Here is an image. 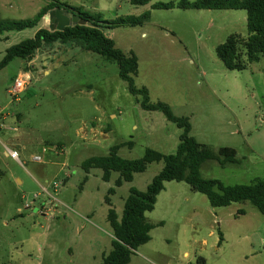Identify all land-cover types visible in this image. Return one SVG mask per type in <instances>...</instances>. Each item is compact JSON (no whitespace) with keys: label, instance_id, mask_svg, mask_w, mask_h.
I'll return each mask as SVG.
<instances>
[{"label":"rangeland","instance_id":"obj_1","mask_svg":"<svg viewBox=\"0 0 264 264\" xmlns=\"http://www.w3.org/2000/svg\"><path fill=\"white\" fill-rule=\"evenodd\" d=\"M57 1L107 21L142 19V26L105 31L117 49L138 57L136 87H146L152 103H166L176 117L189 119L198 142L215 152L237 151V164L223 168L208 161L203 176L227 186L264 180V56L248 64L239 45L246 63L239 71L227 69L217 55L230 36L247 39L246 11L153 8L181 0L138 7L128 0ZM49 2L0 0V22L34 19ZM42 27L48 28L46 19ZM36 32L0 34V62ZM33 58L28 76L19 58L0 71V264H102L100 252H110L113 235L105 196L115 183L103 181L99 169L86 173L82 163L119 144H125L119 156L129 160L141 159L148 148L174 155L182 130L162 112L142 109L143 97L129 93L114 62L59 44ZM20 77L28 84L13 94ZM162 168L153 164L118 190L113 206L120 218L130 189L145 192ZM199 196L208 206L197 203L182 215L158 209L161 223L131 264H264L258 209L249 201L213 208Z\"/></svg>","mask_w":264,"mask_h":264},{"label":"trees","instance_id":"obj_2","mask_svg":"<svg viewBox=\"0 0 264 264\" xmlns=\"http://www.w3.org/2000/svg\"><path fill=\"white\" fill-rule=\"evenodd\" d=\"M133 6H145L151 0H128ZM244 10L247 12V39L242 40L236 35L217 48L218 58L229 70H244L245 64H254L264 56V0H181L179 3H158L154 9L172 10ZM56 8L66 9L87 20L86 25L76 24L66 27L63 31H51L43 28L44 17ZM149 15L146 16L148 18ZM142 19L135 17L117 18L107 21L103 15H92L79 8H73L57 0H50L34 19L0 22V34L4 32H22L27 29H37L32 39L25 40L9 48L2 62L0 71L15 58L23 61L22 69L30 72L29 64L40 51H50L56 44L66 48H79L83 52H92L107 61L114 62L119 67V77L128 85L129 93L142 96V109L154 112L160 111L166 119L182 130L177 152L174 155H164L148 148L141 159L129 160L119 156L118 152L125 144L112 148L108 155L94 156L82 163V168L89 173L99 169L103 173V181L109 182L113 173H118L115 188L124 183H132L137 174L148 170L152 164L163 163V168L149 184L145 192L131 188L125 201L122 218L119 219L112 206L111 196L115 188H110L105 198L109 206L107 222L114 235L112 250L104 257L102 264H129L133 255L151 241V232L155 228L146 218V213L155 208L157 197L164 190L166 182H184L192 191L207 197L213 208H226L235 203L249 201L264 216V180L256 179L250 185L227 186L217 179H206L202 176V166L208 161H216L221 167L237 164V151L222 147L215 152L211 146L198 142L190 136L192 126L187 118L176 117L171 107L163 102L152 103L149 90L146 87L137 88L134 77L138 75L139 60L134 52L125 54L117 49L115 42L105 35V31L121 27L142 26ZM239 45L245 50L246 63L240 59ZM133 143L130 145L132 147ZM128 146V145H127ZM220 242L223 241L219 232ZM202 264H205L204 262Z\"/></svg>","mask_w":264,"mask_h":264},{"label":"crops","instance_id":"obj_3","mask_svg":"<svg viewBox=\"0 0 264 264\" xmlns=\"http://www.w3.org/2000/svg\"><path fill=\"white\" fill-rule=\"evenodd\" d=\"M27 76H28V74H27ZM111 117L116 118V115H112ZM134 128H136V126ZM205 165L206 164H204L202 166L201 173H202V170L205 168ZM136 176L134 177L133 182L135 181ZM202 176H203V173H202ZM118 178H119V174L113 173L110 181L113 180V182L115 183V181H117ZM132 183H124L122 185V187L126 184H132ZM122 187H120V188H122ZM110 188L112 189V187L110 186L108 188V191L110 190ZM120 188H118V189L116 188L117 191L115 189V194L111 196L112 206L115 205L114 201L116 199L117 192ZM108 191H107V194H108ZM199 195H201V194L192 191L191 187L184 182H166L164 190L157 197V201H156V205H155L154 210L152 212L146 213V218L153 226L157 227L161 223V221H160L161 217H160V215H157L158 209H163L165 207L166 210L174 212V214L182 215L187 210L190 211L191 209H195L197 203H203L205 206H208L207 201H204L203 197H200ZM106 196H105V198H106ZM202 196H204V195H202ZM107 207L109 210L108 205H107ZM118 217H119V219H121L120 216H118ZM210 233L214 234L213 232H210ZM114 239H115L114 235H112V241ZM111 246H112V242H111ZM146 246H147V244L145 246H142L141 248H145ZM111 250H112V248H111ZM111 250H110V252H111ZM110 252L106 253V252H104V250H102L100 252L101 256H102V260L104 259L105 256L110 254ZM129 264H131V262Z\"/></svg>","mask_w":264,"mask_h":264},{"label":"water","instance_id":"obj_4","mask_svg":"<svg viewBox=\"0 0 264 264\" xmlns=\"http://www.w3.org/2000/svg\"><path fill=\"white\" fill-rule=\"evenodd\" d=\"M48 22V29L51 31H63L71 25L81 24L86 25L87 20L83 19L78 14H73L66 9L56 8L50 11L45 17Z\"/></svg>","mask_w":264,"mask_h":264},{"label":"built area","instance_id":"obj_5","mask_svg":"<svg viewBox=\"0 0 264 264\" xmlns=\"http://www.w3.org/2000/svg\"><path fill=\"white\" fill-rule=\"evenodd\" d=\"M27 80H25V79H23L21 77L20 78H16V81L14 83V88H13V94H18V93L24 91L26 85L28 84ZM9 155H11L12 158L13 157L16 158V159L18 158V156H17L18 153L16 151H10ZM35 160L36 161H41V158L40 157H36ZM55 187L57 188L58 185L56 184Z\"/></svg>","mask_w":264,"mask_h":264}]
</instances>
